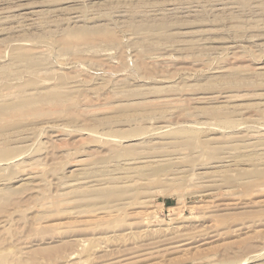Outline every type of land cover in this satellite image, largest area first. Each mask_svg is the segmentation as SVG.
I'll return each instance as SVG.
<instances>
[{
  "label": "rangeland",
  "instance_id": "1",
  "mask_svg": "<svg viewBox=\"0 0 264 264\" xmlns=\"http://www.w3.org/2000/svg\"><path fill=\"white\" fill-rule=\"evenodd\" d=\"M0 20L1 104L27 54L59 99L0 117L23 131L0 140V264H264V0H1ZM125 146L135 187L86 189Z\"/></svg>",
  "mask_w": 264,
  "mask_h": 264
},
{
  "label": "bare ground",
  "instance_id": "2",
  "mask_svg": "<svg viewBox=\"0 0 264 264\" xmlns=\"http://www.w3.org/2000/svg\"><path fill=\"white\" fill-rule=\"evenodd\" d=\"M1 1V0H0ZM7 2V1H6ZM8 3V2H7ZM40 11V10H39ZM28 12V11H27ZM26 12V13H27ZM34 14L36 12V9L35 11H32ZM31 13V12H30ZM38 13V12H37ZM14 16V15H13ZM34 16V15H33ZM22 17V16H21ZM27 17V16H25ZM5 18V17H4ZM31 19V18H29ZM35 20V19H34ZM1 21V20H0ZM21 21V20H20ZM34 22V21H33ZM31 23V22H30ZM34 24V23H33ZM165 22H163L162 25H164ZM23 26V25H22ZM99 26V25H98ZM99 28V27H98ZM96 28V29H98ZM101 28V27H100ZM95 29V30H96ZM88 30V28H87ZM102 29H100L101 31ZM106 30V29H104ZM99 31H97L98 33ZM109 32V31H108ZM107 30H106V33H108ZM89 33V32H88ZM88 33L86 31H83V29L81 30H78L76 31V35H79L80 37H87ZM27 34V33H26ZM94 35V33H93ZM36 36V35H35ZM34 36V37H35ZM90 36V34H89ZM162 36V35H161ZM164 36V35H163ZM167 36V35H166ZM23 37H30V35H25L23 34ZM32 37V38H34ZM112 37V36H111ZM165 37V36H164ZM37 38V37H36ZM35 38V39H36ZM107 38V37H106ZM106 38H104L105 40H107ZM166 38V37H165ZM28 39V38H27ZM87 39V38H86ZM94 39V38H93ZM116 39V38H114ZM30 40V39H29ZM96 40V39H95ZM109 40V39H108ZM164 40V39H163ZM25 42H28L26 40H24ZM114 41V40H113ZM157 41V40H156ZM161 41V39H160ZM92 42V41H90ZM112 42V41H111ZM162 42V41H161ZM30 43V41H29ZM35 43V42H34ZM86 42H83V44H85ZM88 43V42H87ZM116 43V42H115ZM157 43H160V42H157ZM36 44V43H35ZM110 44V43H109ZM114 45V43H112ZM34 45V44H33ZM89 45V44H87ZM158 48V47H156ZM36 56V54H33ZM39 58H33V56L30 54H27L26 56L20 58L17 62H16V66L17 68L13 69V70H5L3 72H5L4 74H10L11 71H14V72H22L24 73L25 71L26 72H33L31 73V76H34V77H31L30 79H28V83H23V85H21L19 87V91L15 90L16 92L14 93H17L16 94V99L14 100L13 98V101H7V103H4V104H1L0 102V117H10L12 116L14 113H20V112H26V110H32L34 109L35 106H37L39 103H42V102H47V101H53V100H59V99H54L52 95L50 94H44L41 93L40 91L39 92H35V91H32L33 89H30V85H33L34 82H36L37 80H39V77H38V73L37 72H34L35 69H37L38 66H40V60H37ZM164 59V58H163ZM35 68V69H34ZM39 68V67H38ZM2 72V73H3ZM16 72V73H17ZM39 72V71H38ZM3 74V75H4ZM28 74V73H27ZM6 76V75H5ZM3 77V76H2ZM6 78V77H5ZM27 79V78H26ZM7 80V79H6ZM3 81V82H7V81ZM2 82V81H1ZM2 82V83H3ZM22 82V81H21ZM38 82V81H37ZM240 82V78L237 77L236 75H229L227 78L224 79V83L230 85V86H234V85H237V83ZM245 82V81H244ZM11 83V82H9ZM8 82L6 84H9ZM14 83V82H13ZM20 84V83H19ZM245 84V83H244ZM3 86V85H2ZM37 86V85H35ZM238 86V85H237ZM241 86V85H239ZM9 87V85L7 86ZM11 87V86H10ZM5 89V88H4ZM10 89V88H9ZM8 89V90H9ZM37 89V88H36ZM9 95V94H8ZM7 95V96H8ZM11 95V94H10ZM15 95V94H14ZM20 133H23V131H20V130H11L7 133H3V134H0V140H3V139H6L8 138L10 140V138H15L19 135H22ZM23 137V135H22ZM7 139V140H8ZM6 140V141H7ZM151 140V139H150ZM125 141V140H124ZM145 141H149V140H144L142 142H145ZM151 142V141H150ZM131 145V144H130ZM133 145V144H132ZM128 146V145H126ZM125 146V150L126 151H120V152H117V155H115V160H119V164H117V168L120 169V171L118 172H115L114 175H110V177H103V178H96L95 180H91L90 182L87 183L86 185V189H95V190H102L103 192H107V193H113L112 191H110L109 187H113L111 190H117L118 187L122 184H124L125 186H128V187H135L134 185L132 184H129L131 182L130 178L131 177H134L136 174H138L139 172V168L141 166L138 165L137 163V160L141 159L142 158V154H137L135 150H130V146L129 148L127 149ZM124 150V149H123ZM128 154V155H127ZM153 156V155H152ZM156 156V155H155ZM160 156V155H159ZM143 158H146V156L143 155ZM148 159V158H147ZM149 160V159H148ZM228 160V159H227ZM140 162V160L138 161ZM225 162V161H224ZM121 163V164H120ZM122 163H124V166H122ZM142 163H143V160H142ZM222 163V162H221ZM147 164V162H146ZM220 165V163H219ZM218 165V166H219ZM144 166V165H143ZM224 166V164H223ZM228 166V165H226ZM225 167V166H224ZM121 169H126L127 171L126 172H121ZM227 169L221 171L222 173H224ZM142 173V172H141ZM144 173V172H143ZM142 173V174H143ZM148 173V172H147ZM28 177L27 178H30V176H32L33 174V171H28L27 173H25ZM146 174V172L144 173ZM140 175V174H139ZM140 178L142 179V177L140 176ZM25 179V178H24ZM7 182V181H6ZM5 184V182H4ZM114 195L116 196H119L115 193H113ZM120 200L121 199H117L115 200V206L118 205L120 203ZM247 263V262H246Z\"/></svg>",
  "mask_w": 264,
  "mask_h": 264
}]
</instances>
